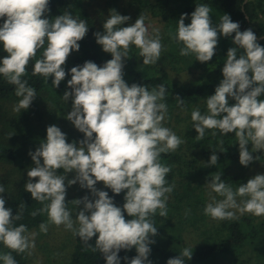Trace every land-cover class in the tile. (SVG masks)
Segmentation results:
<instances>
[{
  "label": "clouds",
  "instance_id": "clouds-1",
  "mask_svg": "<svg viewBox=\"0 0 264 264\" xmlns=\"http://www.w3.org/2000/svg\"><path fill=\"white\" fill-rule=\"evenodd\" d=\"M48 5L49 0H0V19L4 20L0 25V44L8 53L0 62V75L15 85V94L21 97L14 105L16 112L28 109L37 96L35 88L28 86L22 76L38 50L43 48L42 58L35 61L32 74L54 77L52 85L58 88L66 77L63 66L73 50L79 51L78 42L89 30L85 20L73 18L70 12L54 19L42 18L50 11ZM210 12L207 4L197 5L191 23L185 24L187 14H183L172 35L174 41L183 45L181 56L194 54L196 60L208 62L215 55L218 33L225 37L235 33V47L227 52L223 79L214 95L206 98L207 111L202 114L198 107L192 110V127L198 133V141L203 139L206 129L235 133L240 163L247 167L254 160L247 146L251 143L252 152L264 149V99H259L264 94V46L257 42L251 29L240 31L239 23L233 22L228 14L213 25ZM130 19L110 12L103 23L104 31L94 33L97 44L112 59L103 66L86 61L70 69L67 84L71 91L66 90L63 99H72V111L65 118L84 138L79 144L68 143L58 126H48L46 140L35 152H29L35 166L28 169L25 184L26 192L44 204L31 213L33 217L47 213L48 222L39 225L41 232L47 233L49 223L64 225L93 252L99 250L106 264H120L119 252L132 248L137 255L131 259L125 256L127 264H151L149 245L155 241L150 237L157 235V227L150 217L157 210L160 216H168L166 194L174 188L166 180L171 168L160 162V156L174 152L184 142L163 126L168 111L162 102L167 91L165 85L149 90L147 85L129 86L123 78V60L129 57L130 45L139 49L144 65L157 63L163 49L159 29H153L154 35L149 33L144 15L134 24L122 26ZM238 49L243 50L239 58ZM229 98L235 104L230 105ZM177 99L182 106L184 100L178 96ZM217 161L218 156L213 153L209 164L216 165ZM60 169L66 175L58 174ZM73 171L76 175L67 180L68 186L79 183L92 195V199L85 195L71 201L78 207L83 205L76 213L78 227L74 226L66 202L65 181L67 173ZM98 182L117 195L126 190L123 206H117L108 191L98 189ZM206 186L223 199L212 197L204 208L205 215L218 220L234 219L236 211L264 215V174H256L235 190L223 182L221 174L212 176ZM4 192L0 184V193ZM238 197L242 198L239 202ZM5 204L6 200L0 196V243L18 253L34 248L36 233H29L24 224H14L22 218L25 204L19 205L20 211L15 216ZM125 212L132 218L126 220ZM93 237H97L94 247L89 243ZM192 256L191 249L185 247L167 264H185L184 258L190 260ZM0 260L3 264H17L11 253L0 255Z\"/></svg>",
  "mask_w": 264,
  "mask_h": 264
},
{
  "label": "trees",
  "instance_id": "trees-1",
  "mask_svg": "<svg viewBox=\"0 0 264 264\" xmlns=\"http://www.w3.org/2000/svg\"><path fill=\"white\" fill-rule=\"evenodd\" d=\"M131 1L142 3L150 8L153 18L162 27L163 49L157 63L144 65L143 57L139 56V49L135 45H130L129 57L123 60V78L129 86L133 83L147 85L149 90L160 84L165 85L167 91L162 102L168 108L166 117L172 116L176 112L183 117L182 120L186 122L184 129H182L184 146L193 152L192 159L186 166L184 165L187 163V156H183L180 152L162 153L160 162L171 168V172L167 174L166 178L172 179L176 174L180 175L184 168L191 166L189 168L195 175L211 181L212 176L221 174L224 183L230 185L234 190L237 189L249 179V170L264 165V149L252 152L253 146L250 143L247 147L254 160L245 167L240 163L239 144L235 133L223 134L218 129H206L203 139L198 141L196 139L198 133L192 127L193 121L191 120L193 109L198 107L202 114L207 111L206 98L214 95L215 88L223 79L222 69L227 52L230 48L235 47L233 43L235 33L231 37H225L218 33L215 55L208 62L196 60L194 54L181 56L180 49L183 45L174 41L172 35L176 33L178 21L183 14H187L185 24L188 25L191 23V14L197 5L207 4L211 8L210 16L213 25L219 22L222 15L228 14L233 22L239 23L240 31L251 29L257 36V42L264 46V0H248L247 2L246 0ZM123 5L126 13L125 3ZM48 7L50 11L45 13L42 18L54 19L64 12H70L73 18L85 20L87 27H89L85 37L78 42L80 44L79 51L73 50L63 66L66 77L61 81L58 88H54L52 85L54 77L45 78L42 75L32 74L35 61L42 58L43 48L38 50L36 57L29 61L26 72L22 76L23 80L28 81V86L35 88L37 95L47 93L55 104V109L62 113L63 106L67 102L63 99V95L66 90L71 91L67 84L68 80L71 79L70 69L77 65H83L86 61H93L98 66H103L106 61L112 59V56L103 51L102 46L96 42L94 33L100 32V30L90 13L87 0H49ZM242 51V49H238L237 58ZM166 65H171L172 71L179 69L177 65L183 67L184 70L193 71V78L191 77L185 82L175 80L172 71L168 70ZM177 96L184 100L182 106L179 104ZM14 98H17L15 85L8 83L6 78L0 75V104ZM259 99H264V94ZM229 104L233 105L235 101L229 98ZM34 110H39L38 106H34ZM21 118L23 122H20L24 123V131H22L24 135L22 138L19 137L17 144L14 143L11 146L0 142V161L11 164L18 163L20 168L25 169L24 160H32L29 152H35L40 143L46 140L48 126L45 127L44 123L35 124L28 115H23ZM27 119L31 120L33 126L29 125L30 121ZM33 119L38 122L42 121L39 116ZM58 127L66 134L68 143L75 141L79 144L81 138L77 137L76 132L69 131L71 129L65 124L58 125ZM213 132L216 134L213 135ZM213 153L218 156L216 165L209 164ZM199 162H202L201 166L193 169L192 166ZM41 163H43L42 160ZM70 173L76 174L74 171ZM58 174L64 175L66 173L60 169ZM188 174L190 175L189 172ZM194 174L191 176L196 177ZM68 177L67 179H73L70 175ZM25 184L24 180H21L17 183L15 190L7 191L6 194L8 195L4 193L2 196L6 200L5 207L12 208L13 216L20 211L19 205L25 204L22 218L14 221V224L16 226L26 225L30 233L36 229L40 230V223H47L48 216L47 213L38 214L35 217L31 215L33 211L43 208L44 204L34 200L31 193L26 192ZM180 187H182L180 192L173 188V191L169 195L167 194L168 216H160L159 210H157L156 214L150 217L154 226L157 227V235L150 237L155 241L154 244L149 245L150 254L154 256L150 259L152 264H167L168 259L177 257L185 247L190 248L193 253L190 260L187 257L184 258L185 264H223L225 262L226 264H250V259H241L246 254H257L256 258L254 256L252 258L253 260L257 259L255 264H262V260L259 259L264 257V218H254L250 214H239L234 219H215L212 221L210 216L204 214L207 199L204 198L203 193L196 192V187L191 181L181 182ZM105 191H108L109 196L114 199L117 206H123L126 190L118 195L108 188ZM124 215L126 220L132 218L126 212ZM200 220L204 221V225L210 228L202 231L200 242L195 246L184 244L183 241L188 232L184 224L193 221L192 226L196 227ZM96 239L97 237H93L89 241L93 247ZM6 253H11L17 264H30L28 250L18 253L0 243V255ZM136 255L135 248L131 250L122 249L119 252L120 264H127L124 260L125 256L131 259ZM0 264H3L2 260H0ZM60 264H106V260L99 250L93 252L77 235H74L70 254L67 260Z\"/></svg>",
  "mask_w": 264,
  "mask_h": 264
},
{
  "label": "rangeland",
  "instance_id": "rangeland-1",
  "mask_svg": "<svg viewBox=\"0 0 264 264\" xmlns=\"http://www.w3.org/2000/svg\"><path fill=\"white\" fill-rule=\"evenodd\" d=\"M87 2L89 5L90 13L92 14L100 32L104 31L103 23L110 16V12L116 11L121 15L128 16L131 18L130 20L126 21L124 25H122L124 27L134 24L136 19L141 14L144 15L146 17L145 24L146 26H149V33L154 35L155 33L153 32V29H159L160 38L163 39L161 25L155 20V18H153V14H151L149 10L150 8H147L142 3L131 0H87ZM123 3H125L126 13L124 12ZM3 22L4 20L0 19V25H2ZM6 56H8V53L4 51L3 45L0 44V62H2V59ZM178 64L182 65L180 63ZM179 65H177L179 69H175L174 71L171 70V65H166L165 67L168 70L172 71L175 80L185 82L191 77L193 78V71L184 70L183 67H180ZM20 99L21 97H17L8 101H4L0 104V142L6 143V145L11 146L14 143L17 144L16 142L19 140V137H23L24 132L22 131H24V123H22L23 120L21 118V116L23 115H28L29 118L32 119L35 124L40 125L44 123L45 127L51 125L58 126L65 124L68 126V128L71 129L69 131L76 132L77 137L81 138L79 139V141L84 138V134L77 130L75 126L65 118L68 113L72 111V99H69L64 104V114H62L63 112L60 113L57 111V109H55V104L51 101V98L45 92L37 95L28 109H21L19 112H16L14 111V105L18 104ZM34 106H38L39 110H34ZM38 116L42 118L41 122H38L33 119ZM182 118L183 117L180 116L178 112H176V114L172 116H165V119L162 123L163 126L170 128L173 132L176 133L177 136H179L183 140L182 129H184L183 127H185L186 122H184ZM28 120L29 119H27V121ZM29 121V125H32L31 120ZM184 144L185 142H183L175 151L180 152L183 156H187V163L184 165L186 166L188 162L192 159L191 157L193 152L188 149L187 146H184ZM24 164L26 165V167L25 169H22L18 166V163L11 164L0 161V184L4 186L5 194L7 193V191L15 190L14 188L17 186V183H19L21 180H24V182L27 183L29 179L27 176V171L35 165L33 164V160L29 161L28 159L26 161L24 160ZM201 164L202 162L195 163V165H193L192 167L194 169L196 167H200ZM189 167L191 166H188L183 169L184 171L181 172L182 175L176 174L172 177V179L166 178L168 184H174V189H177L178 192H180L182 190V187H180L181 182L184 183V181H191V183L196 187V192L203 193L204 198L207 199L206 203L210 202L212 197H215L217 200L223 199V197H220L217 193L211 192V190L206 186V184L210 182L209 180L203 178L202 176L199 177L195 175ZM249 171V178L254 177L256 174H264V165L254 167ZM188 172L190 173V175H187ZM192 174H194L196 177H192ZM69 175L74 178L76 174L69 173L68 176ZM68 176L67 178H69ZM35 180H38V178H35ZM67 180L68 179H66L65 181L66 202H68V208L72 213L74 226L78 227V225L75 223L76 213L83 208V205L81 204L78 207L75 203H71V201L76 199H82L85 195H88L89 198L92 199V195L90 190L81 188L79 183L68 186ZM96 187L104 191L106 189L103 185V182H98ZM4 193H0V196H2ZM167 194L169 195V193ZM237 199L239 202V200L242 198ZM239 214L240 213L236 211V215ZM244 214H250L254 218H264V215L255 216L251 213ZM210 219L212 221L215 220L211 217ZM192 222L193 221H189L184 224V226L187 227L188 232L185 236L183 243L186 245L195 246L198 242H200V238L202 237V231L210 227L205 226L204 221L202 220H200L196 227L192 226ZM32 232H35L36 235L34 237L35 247L28 250V252L31 253L29 254L30 264H60L67 260L68 255L70 254L71 248L73 246V231L67 230L64 225L56 226L55 224L49 223L47 233H43L37 229L31 231L30 233ZM252 256L256 258L257 254H246L242 256L241 259L248 258L250 259V264H255V262L257 263V259L253 260ZM152 257L154 256L150 254L148 259L150 260ZM259 260H262V264H264V257H260ZM145 264H147V262H145ZM223 264H226V262Z\"/></svg>",
  "mask_w": 264,
  "mask_h": 264
},
{
  "label": "water",
  "instance_id": "water-1",
  "mask_svg": "<svg viewBox=\"0 0 264 264\" xmlns=\"http://www.w3.org/2000/svg\"><path fill=\"white\" fill-rule=\"evenodd\" d=\"M248 0H246V2H247Z\"/></svg>",
  "mask_w": 264,
  "mask_h": 264
}]
</instances>
